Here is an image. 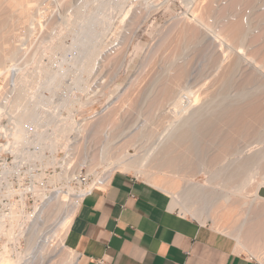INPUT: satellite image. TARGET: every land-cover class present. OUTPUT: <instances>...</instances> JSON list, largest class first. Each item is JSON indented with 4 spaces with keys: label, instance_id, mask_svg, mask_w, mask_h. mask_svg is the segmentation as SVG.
<instances>
[{
    "label": "bare ground",
    "instance_id": "obj_1",
    "mask_svg": "<svg viewBox=\"0 0 264 264\" xmlns=\"http://www.w3.org/2000/svg\"><path fill=\"white\" fill-rule=\"evenodd\" d=\"M98 1L103 2L102 0ZM124 1L126 0H123V2ZM232 1L242 2L244 5L251 4L250 0ZM89 2L92 3L88 1L87 6L88 4L91 5ZM101 2H98V5H94L95 7L97 6V10L107 9V11H102L105 16V13H109V10L107 7L103 8L104 5H100L102 7L99 9L98 6ZM109 2L117 1L110 0ZM183 2L185 8L180 19L175 20L176 22L174 24L171 23L172 25H170V27L172 26V28L168 29L170 33L167 34L169 31L166 30L165 36H167L163 38L165 44L162 41L161 45V47L165 45L164 50L166 48L168 49L166 46L167 43L168 46L173 43V46L177 49L176 46H179V44L184 41H189L190 43L199 42L201 36L203 37V35L199 34L200 28L201 31L208 30V26H206L207 22L203 23L202 16L204 12L209 13V10L206 11V9L210 8V5L207 6V3L209 4L211 1L183 0ZM49 4L50 0H0V76H5L7 74L8 65L18 56L19 44L26 39V35L29 34L31 26L38 21L40 13L47 8ZM74 4H76V1ZM113 4L114 3L111 5ZM118 4L120 5V3ZM118 4L115 3V10L119 8ZM116 5L118 7H116ZM110 6L108 5V7ZM84 7L82 8L86 10V7ZM91 7L95 9L94 6ZM125 8L126 7H124V9ZM96 9L95 12L97 13L89 11V13L85 15L82 13V10H77L76 19L79 25L74 32L71 45L68 47L69 49L76 48L74 50L79 54V49L88 48L87 46L90 45L89 43L91 42V50H89L88 53L91 54L90 61L93 62V65L95 61L99 59L98 56L102 51L101 40L110 33L105 34L106 32L104 30L103 34L105 35H102L103 38L101 37V40L98 39L102 31H96L95 25L98 23L99 26L100 21H103L104 18L103 16H101L103 20L99 18L100 14L98 16V13L100 11H96ZM112 10L113 7L110 12H113ZM115 10L114 12H116ZM122 10L123 9H121L117 17V19H120H115L116 24L117 22L118 24L121 23L127 13V11L125 12L124 10L123 12ZM208 13L204 15H208ZM240 13L241 12L232 9L225 15H222L226 17V20H224V17L218 19L219 30L216 31L215 36L213 33V36L218 40L217 42L219 45L222 44V48L223 45L225 46V53H223V50L221 53L224 54V59L226 60L223 61L221 59L222 62L218 65L221 70H218L217 73L219 74L220 71V74L216 75V73H212L217 77L209 85H203L201 83L203 86L200 84L201 87L200 90L198 89V93L189 91L190 89L185 88V86L183 87L184 84L182 85V82L186 79L188 65H180L177 63L179 66H173L175 69H173L174 71L170 77H164V80H160L161 76L156 75V78L153 77L148 85L149 90H146L144 93L146 98H150L149 100L144 99L147 101V103H144L146 104L145 106H143L144 101L141 102V105L132 101L130 93L133 91L130 92L128 89L125 95L130 92L128 94L129 97L124 95L125 99L123 100L121 98L122 101H119L120 104L118 103L112 106L105 115L100 116L97 121L95 120V124H92V140L95 141L94 138L101 136L102 128L107 124L111 127H117L119 111H121L125 105H129L126 106L127 112L132 111L133 107L136 105L134 109L138 108L137 111L148 121L142 119L143 127L141 126V130L135 131V133H130V131L126 130L119 133L115 129V132L117 134L119 133L116 135L111 131L112 128L109 130V132H111L109 133V137L104 136L106 139L104 138L100 146L101 158L109 160L107 165H102L104 169L111 173L118 169L128 170L132 168H135L136 171H141L142 168L145 170H154L152 171L153 173L148 176L159 189L169 194L170 208L181 207L184 213L197 214L198 216L204 215L202 217L203 220L208 217V212L212 210L210 208L215 207L217 209V211H213V216H215L217 212L224 211L225 219L232 220L231 223L238 220L236 226H229V229H227V231L229 230L230 233H233L234 238L237 240V248L251 252L264 263V197L257 194L258 190L264 187V181L261 180L255 184H251L253 181L255 182L252 172L259 165H264V146L255 149V151L251 148V145L254 143H261L264 141V46L262 45V48L259 50L254 48L255 50L253 53L249 56L247 55V57H244L245 55L242 54V51L232 46V44H243L246 38L247 30L241 22ZM119 15H121V17ZM128 15H130V13ZM138 15L136 17H138ZM107 16L109 15L107 14ZM145 16L146 15L143 17ZM249 17L250 22H259L264 20V13L252 14ZM132 18H125L126 26H130L132 20L130 21L129 19ZM138 18H140L139 20L141 22L142 16ZM105 24L108 25L107 21ZM105 24L103 21L101 24V26H103L102 28H104ZM135 24L136 23H134V26H136ZM117 26L115 29H117ZM108 27H110V25H108ZM112 27L113 30L115 26ZM206 27L207 30L204 29ZM111 28L109 31H111ZM105 29L107 28L105 27ZM119 30L121 31V29ZM202 33H204V31ZM169 34H171L172 38H169L171 37ZM167 37L169 42L166 40ZM170 39L172 40L171 42ZM126 43L128 44L127 41ZM120 44L122 43H114L115 51H118L120 47L124 49ZM252 44L256 45V42ZM125 45L124 43V46ZM173 46L170 47L173 48ZM175 48L172 49L173 52L176 50ZM118 56V53L117 55L114 53L113 56L103 57V62L104 64L114 63V60L115 62L118 61ZM93 59H95V61ZM241 59H244V62L247 61L246 64H250L255 73H257L256 75H259L260 78L258 77L259 79H256V77L253 78L254 75L253 77L251 75L250 77L245 75V79L242 78V80L239 77L241 82L234 86L233 78ZM207 81H209V79ZM153 87L155 88L154 91L152 89ZM134 88L135 87L131 90H134ZM137 88L135 90H137ZM133 93L134 96L132 98L135 97V94L136 97H140V95L137 96V94L141 93H136V91ZM22 99L23 97L18 94L9 106L3 107L0 104V119L4 115L8 116L10 120L12 116L21 119L23 117V114H21ZM172 110L175 111V114H170ZM127 115L128 114H126L124 118L126 120H131L130 118L132 115L129 118ZM136 115L139 114L136 112ZM133 118L134 117H132V119ZM94 119H96V112H88L82 115V122H93ZM164 121L166 124L165 129L162 131L163 133L165 132V134H159L160 138L157 140V144L150 147L149 150L143 151V153L141 152V156H135L140 149L139 147L141 146L142 139L154 137L157 125L160 127ZM144 122L147 123V126ZM6 123L3 125L0 124V134L3 133L5 137L11 134L7 133L8 128L6 127ZM87 125L86 123L85 126L87 127ZM134 125L135 123L133 126ZM111 134L114 136H111ZM90 160L92 168L97 166L93 162V157ZM200 169L209 171V183L211 180H216L218 176L222 175L224 177V179L222 177V181L227 180L228 183L234 182V184L233 189L230 187L231 189L229 188V191L224 188L225 185H223L224 187H222V189L224 188L226 190H224L225 192L222 194L219 193L218 195L216 194V196L212 194V197H215L210 200V204L207 202V206L198 208L194 206V201L192 202L193 198L191 196H202L206 194V189L208 188L192 182L191 178L194 177L191 176ZM158 175H164V177L170 176L171 179H167L166 177L160 179ZM180 181L182 184L179 183ZM225 183L227 184V182ZM230 185H232V183H230ZM230 185H228V187ZM247 187L250 190H248ZM246 188L248 190L247 192H245ZM248 196L252 198H247ZM185 198H187L186 201L184 200ZM38 211L45 212V205ZM72 214L73 213H71V215H66L60 221L56 230L53 243L56 246L55 253L57 254L55 255H57V259L55 257V260L51 261V264H74L75 262L76 254L65 244V238L69 230ZM215 220L216 219H214V221ZM12 233V229L7 231L6 236L8 239L12 237ZM8 252V248L4 245L0 251V264H18L17 260H13L10 255H6L9 254ZM63 256L65 258H62ZM58 260H60L59 263Z\"/></svg>",
    "mask_w": 264,
    "mask_h": 264
},
{
    "label": "built area",
    "instance_id": "obj_2",
    "mask_svg": "<svg viewBox=\"0 0 264 264\" xmlns=\"http://www.w3.org/2000/svg\"><path fill=\"white\" fill-rule=\"evenodd\" d=\"M81 1L73 7L65 0H51L19 44L7 74L0 76L3 107L18 94L23 97L21 119H0L1 125L7 121L11 133L0 134V251L3 245L10 252L36 249L47 233L54 240L60 221L71 213L73 219L84 198L103 192L113 174L102 165L92 168L91 156L101 144L92 141L93 123L82 122V115L96 112L97 120L117 98L108 94L111 84L101 77L103 68L96 61L89 68L74 66L77 52L68 48L79 25L76 12L86 3ZM157 2L126 0L124 27H114L101 41L104 57L116 52L114 43L133 36L132 27L126 26L127 14H152ZM182 12L175 10V18ZM101 53L97 65L102 63ZM109 133L106 129L104 136ZM38 205H45V212H38ZM9 229L13 233L8 239Z\"/></svg>",
    "mask_w": 264,
    "mask_h": 264
},
{
    "label": "rangeland",
    "instance_id": "obj_3",
    "mask_svg": "<svg viewBox=\"0 0 264 264\" xmlns=\"http://www.w3.org/2000/svg\"><path fill=\"white\" fill-rule=\"evenodd\" d=\"M65 1L67 4L69 3L68 5H71V3H72L73 7H75V5H77V4H74V3H75V1L77 3L78 0H72V2H71V0H65ZM67 1H70V2H67ZM73 1H74V3H73ZM88 1H91L92 3L93 2L94 3L92 4L89 2L91 5L88 4V6H87ZM102 1L103 2L98 1V0H95V1L94 0H82L81 1L82 5L84 4L83 2H86V4H84V6L86 5L85 6L86 10L83 8L79 9L80 11L82 10V13L84 15L89 13V11L90 12L92 11L94 13L95 9L97 8V6L95 7V5H98V2H101V3H99V6H98L99 9H101V7H102L100 5H104L103 8H106V7L108 8L109 13L104 12L105 16L102 12L104 10L103 8H102L103 10H97L96 9V11H100L98 13V16L100 14L99 18L102 19L101 16H103L104 20L103 19L102 20L104 21V24L107 21L108 25H110V27H108V25L105 24L104 28H102L103 26H101V24L103 23V21H100V25H99L100 27L98 26V23L95 25L96 31H98V30H99L98 32L102 31L100 33V36L98 37L99 40H101L103 38L102 35H105V34L110 32L109 30L112 26L116 27L118 25L117 29H119L118 27H120L122 24L124 25V23H125V22L124 23L121 22V23H119L121 25H119L118 22L116 24V20L120 19V18L117 19V17H118L119 12H121V9H123L122 10L123 12L126 9V8L124 9L126 1L123 2V0H120V1L115 0L117 2H111V3L109 2L110 0H108V1L102 0ZM210 1H211V3H209V4L207 3V6L210 5L209 6L210 8L206 9V11L209 10V13L204 12L203 16H202L203 17V23L207 22L206 23L207 25L206 24L205 25L208 26V30H207V27L204 28L207 31H205V30L201 31V28L199 30V32H200L199 34L203 35V37L201 36L202 40L200 39L199 42H194V43L193 42L190 43L189 41L181 42L182 43V44L180 43L181 45L179 44V46L178 45L176 46L177 49L175 48V46H173V43H171L170 46L171 47L173 46V48L176 49V50H174V52L172 50L173 48L168 46V43L166 44V46L168 47V49L166 48L167 50L165 49L166 51L164 50L165 45H164V47L163 46L161 47V45H162L163 38H165L167 36V35L165 36L166 30L169 31V32H167V34L170 33V30H168V29L172 28V26L170 27V25L174 24L176 22L175 20H179V19L175 18V15H174L175 10L183 9V11H184L185 6H184L183 0H158L156 7H155L156 11L151 15L150 14H148V15L144 14V15H146L145 17H143L144 15H142V19H141L142 23L139 20L140 18H138L140 15L136 14L135 16H132V14H130L131 15L130 16V15H128L129 13L127 14L128 17H130V18H132V17L136 18V19H133V18L129 19L130 21L132 20L130 26L133 27L132 30H133L134 36H132L133 38L132 37L127 38L128 40L124 39V42H122V44H120L122 47H124V49L122 48L123 49V51H122V49L120 47L119 48L120 52H119V49H118V51L115 52V55H117V53L119 55L118 56L119 58L117 59L118 61L115 62V60H114V63L111 62L110 64L109 63L104 64L103 59H102L101 60V62H103V63H101L102 65L101 64L97 65L100 62H99V59L96 60V62H97L96 66H101L103 68V73H102L101 77H103V78L106 77L105 81L107 83L111 84V88L108 91V94L111 95L112 98H117V101L115 102L116 105L119 103V101L120 102L122 101L121 98L123 100L125 99V97H124L125 92L129 89L130 92L136 91V93L142 94V95L137 94V96L140 95V97H136V94H135V97H136V99H135V97L132 98L134 96V93L128 92V94L129 93L131 94L130 97L132 96L131 97L132 101H135V103L138 105H141L142 104L141 102L144 101L143 106H145L146 104H144V103L145 102L147 103V101H145V100H149L150 98H146L144 93L146 90H149L148 85L151 82V80L153 79V77L156 78L157 76H161L162 78L160 77V80H164L165 79L164 77L168 78L173 73V71H174L173 69H175L173 66L176 67V66H179V64L180 65H188L187 66L186 79L183 81L184 83L182 82V85L184 84L183 87L185 86V88L190 89L189 91H193L194 93H198L202 84L203 85H206V84L209 85L217 77V76L215 77V75H213V74L214 73H216V75L220 74V71H219V74H217L218 70H221L220 66H218V65L221 64L222 60L223 61L226 60V59H224L225 56L223 54V53H225V50H226L225 46L223 45V48H222V44L219 45V43L217 42L218 40L214 37L216 31L219 30V20L218 19L224 17L225 18L224 20H226V17L222 16V15H225L227 12L231 11L232 9L241 12L240 13L241 22H242L243 26H245V29L247 30L244 43L241 45L232 44V46L235 47V49L242 51V54L245 55L244 57H247V55L249 56L251 53H253V51L255 49L259 50L260 48H262V45L264 46V44H263L264 43V20L259 21V22H254V21L250 22V17H249L252 14L256 15V13H260V14L264 13V0H250V2H251L250 5H244V4H242V2L239 3V2L232 1V0H210ZM106 2L108 3L109 6L112 3H114V4L111 5L110 7H108ZM115 3L116 4L120 3V5L118 4L119 5L118 9H120V10L114 9ZM91 6H94L95 9ZM112 7H113V10H112L113 12H110ZM116 7H118V6L116 5ZM83 10L85 11V13ZM114 10L116 12H114ZM104 11H107V9H105ZM95 13H97V12H95ZM206 13H208V15H204ZM107 14L110 17L107 16ZM121 15H119V16L121 17ZM137 15H138V17H136ZM105 17H107V18H105ZM72 19H75L74 16H72ZM111 19H112V21H111ZM134 23H136L135 25L137 27L134 26ZM123 25L121 26L122 28L124 27ZM105 27L107 29H105ZM135 27L136 28L139 27V28L136 29ZM100 28H102V29H100ZM112 28H111V31H112ZM122 28H120V29L122 30ZM104 30L106 32L105 34H103ZM203 31L205 34L202 33ZM134 33H136V34H134ZM213 33H214V36H213ZM118 35L120 36L121 34L118 33ZM107 36L108 35L104 36L103 39L105 40ZM169 36H171V34H169ZM169 38H172V36ZM92 39H93V36H92ZM166 40L168 41V37L166 38ZM126 41L128 42V44L126 43ZM171 41L172 40L170 39V42ZM260 41H261V43H260ZM253 42H256V45H253L252 44ZM124 43L127 45V46L125 45L126 48L124 46ZM163 43H164V41H163ZM89 44L90 45L87 46L88 48L79 49L80 53L74 54L73 60L71 59L74 66L83 65L85 67H88V66L93 65V62L90 61L91 54L88 53V51L91 50L92 44H91V42ZM161 48H162V50H161ZM72 49L74 50L76 48H72ZM222 50L224 51L223 53H221ZM75 55H76V57H75ZM105 55L106 54L103 52L101 55L102 56L101 58H103ZM110 55L113 56L114 53H111ZM221 55L223 58L221 57ZM93 60L95 61V59H93ZM188 62H190V63H188ZM177 63H179V64L177 65ZM246 63H247V61L244 62V59L240 60L238 68L235 72L236 74L233 78V85L234 86L237 85L239 82H241L240 79H242V78L245 79V77H244L245 75L247 77L248 76L250 77V75L253 77V75H254L253 78L256 77V79L258 77L260 78L259 75H256L257 73H255L252 66L250 64L248 65ZM166 68H167V70H166ZM215 70H217V71H215ZM150 76H152V77H150ZM210 76H211V78H210ZM239 77H240V79H239ZM147 78H148V80H147ZM143 79H145V80H143ZM208 79H209V81H207ZM146 82H147V84H146ZM139 85H141L143 87H141ZM133 87H135L134 90H131V89H133ZM154 87L152 88L153 91L155 90ZM136 88H137V90H135ZM142 88H144V89H142ZM181 88H182V86H181ZM128 94L125 96L129 97ZM192 95H190V96H192ZM126 106H129V105H125V107H124L125 109L123 108L121 111H119V114H118L119 119L117 122V127L116 128L114 126L111 127L108 124L105 127H103L102 132H101L102 133L101 136L94 138L95 141L92 140L95 143V145L99 146L102 143V141L104 140V131L106 129L111 130V128H112L111 131L116 135H118L121 131H125V130L130 131V133H135V131L141 130L140 128H141V126L143 127V125H142L143 120H147V119H144L143 115H141L140 112L137 111L138 108L134 109V107L136 105L133 107L132 111H128V112H127ZM136 112L139 115H136ZM126 114H128L127 115L128 118L133 114L130 118L131 120H129L128 118H127L128 120H126L124 118L126 116ZM170 114H175V111L172 110L170 112ZM134 115H136V116H134ZM137 116H138V118H137ZM132 117H134L133 118L134 121H133ZM96 121L94 120L92 123L95 124L94 122H96ZM134 123H135V125H134L135 127L133 126ZM144 123H146V122H144ZM162 124L160 125V127L157 125V129L155 128L156 133L154 132L155 133L154 137H151L150 139L144 138V139H142V142L140 141L141 146L139 148L141 150L139 149V151H137L135 156H137V157L141 156L142 155L141 152L143 153V151L149 150L150 147H153L155 144H157V142H158L157 140H159V138H160L159 134L163 133L162 130L165 129L166 122L164 121V123H162ZM145 125L147 126V123ZM131 127H133V128H131ZM115 129L117 130V132H119L118 134L115 132ZM164 134H165V132L163 133V135ZM109 135L110 134H108V137H109ZM111 136H114V135L111 134ZM143 142H145L146 144ZM262 146H264V141L261 143H254L253 145H251V148H253L255 151V149H258ZM100 149H101V147H100ZM92 157L94 159L93 162L96 165H103V164L107 165L109 163L108 159L104 160L101 158L100 151L97 152V154H93L91 156V158ZM126 158H128V157H126ZM102 167H104V166H102ZM118 170H116V171H118ZM201 170H203V171H201ZM119 171L126 172L129 174H133L134 176L143 179L147 183H149L153 186H156L153 183V181L151 180V178H149V176H148V175L152 174L153 173L152 171H154V170H150V169L145 170L144 168H142L141 171H136L135 168H132V169H128V170H119ZM252 173L254 175L253 180H255V182L253 181L254 183L252 182L251 184H255L256 182L261 181V180L264 181V165H259ZM209 175H210L209 171H205V169H200L198 172L194 173L191 176V177H194V178H191L192 182H194L196 184L198 183L199 185L206 186V188L208 187L206 189L208 191V192L206 191V194H204L202 196L201 195L191 196L193 198V200L192 199L191 200H192V202L194 201L193 204L195 207L199 208V207L207 206L208 205L207 202L209 203L210 200L216 196V194L217 195L219 193L222 194L223 192L226 191L224 188H226L228 191H229L230 187H232V189H233L234 182L228 183L227 180H224L225 182H227V184H226L224 181H222L224 179V177L222 175L218 176L216 178V180L214 179L215 180V181L213 180L214 182L211 180L212 182L210 181V183H209V179H208V178H210ZM159 176H160V179H164L165 177L167 179H171L170 176L164 177V175H158V177ZM222 177H223V179H222ZM179 183L182 184L181 181ZM230 183H232V185H230ZM223 185H225V187ZM228 185H230V186L228 187ZM250 186H249V188L251 189ZM156 187H158V186H156ZM209 187H211V188H209ZM222 187H224V188L222 189ZM247 188H246L245 192L250 190L249 188L247 190ZM212 194L213 195L215 194V196L212 197ZM167 195L169 196V194H167ZM209 195L211 196V198ZM247 198H252V197L248 196ZM184 200L186 201L187 198H185ZM195 204H197V205H195ZM39 206H40V208H39ZM42 206L43 205H38V210H40L42 208ZM173 209H175L177 212L181 213L182 215L189 216V217H192L194 219H197L198 221H200L202 223L209 224L215 230L234 238L233 233H230V231L229 230L227 231V229H229V226L230 227L236 226L238 223V220L231 223L232 220L225 219L224 211L223 212H221V211L217 212L216 215L213 216V213H214L213 211H217V209L215 207L210 208L212 210H210L208 212L209 213V214H207L208 217L205 220H203L202 217L204 215L198 216L197 214L184 213L181 210V207H176ZM214 219H216V220L214 221ZM29 238H27L26 240H28ZM51 239H52V236L47 233V235L44 238V241L39 245L38 248L31 249V250L29 249L26 251H24V250H13V251H11V255H12L11 258H13V260H17L18 264H49V263L51 264V261L55 260V257L57 259V255H55V254H57V253H55L56 246L53 243L54 240H51ZM30 241L33 242L32 240H30ZM30 241L28 240V242H30ZM235 244H236V242H235ZM53 245H54V247H53ZM3 247H4V245H3ZM8 251H9V249H8ZM237 252L243 253L247 256H252L259 263L264 264L261 260H259L256 257V255L252 254L251 252H248V251H245V250H242L239 248H238ZM8 253L9 254H6V255H10V251ZM62 258H65V257L63 256ZM59 261L60 260H58V263H59Z\"/></svg>",
    "mask_w": 264,
    "mask_h": 264
},
{
    "label": "crops",
    "instance_id": "obj_4",
    "mask_svg": "<svg viewBox=\"0 0 264 264\" xmlns=\"http://www.w3.org/2000/svg\"><path fill=\"white\" fill-rule=\"evenodd\" d=\"M65 244L74 264H261L237 252L235 238L171 209L158 187L119 170L81 202Z\"/></svg>",
    "mask_w": 264,
    "mask_h": 264
},
{
    "label": "water",
    "instance_id": "obj_5",
    "mask_svg": "<svg viewBox=\"0 0 264 264\" xmlns=\"http://www.w3.org/2000/svg\"><path fill=\"white\" fill-rule=\"evenodd\" d=\"M257 194L261 197H264V187L260 188L257 192Z\"/></svg>",
    "mask_w": 264,
    "mask_h": 264
}]
</instances>
